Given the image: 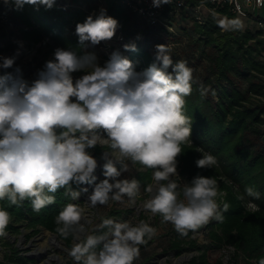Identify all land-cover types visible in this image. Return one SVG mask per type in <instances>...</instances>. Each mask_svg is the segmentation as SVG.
<instances>
[{"label":"clouds","instance_id":"obj_1","mask_svg":"<svg viewBox=\"0 0 264 264\" xmlns=\"http://www.w3.org/2000/svg\"><path fill=\"white\" fill-rule=\"evenodd\" d=\"M56 0H4L16 10L24 5L51 9ZM153 7L171 0H152ZM264 7V0H256ZM222 31L243 28L239 18L217 21ZM118 21L101 9L77 23L78 45L87 48L111 40ZM125 51H135V44H125ZM167 45H157L155 62L136 71L133 61L120 51H113L101 66L93 52L78 54L72 48H56L53 59L45 62L36 78L25 79L19 67L0 74V201L20 206L30 201L39 212L55 203L61 188L72 199L81 191L72 184L94 185L86 203L90 207L108 201L135 203L140 192L136 179H118L132 165L152 169L154 183L145 188L150 199L144 208L160 214L182 236L195 232L211 220L222 222L228 203L221 209L217 202L219 185L212 177L197 175L189 183H179L178 157L182 145L191 143L192 119L185 114V98L192 93L193 69L185 61L173 62ZM19 50L12 57L0 56V69L12 68ZM171 68V72H169ZM84 73L74 80L73 73ZM101 146L104 179L96 183L98 161L87 149ZM201 151L198 168H212L218 161ZM51 193L52 195H49ZM182 194V198H181ZM245 194L253 200L260 193L252 187ZM244 200L245 196L238 197ZM85 207L69 203L55 218L56 231L76 240L86 231L81 223ZM11 214L0 207V237L7 235ZM98 235H87L75 243L69 255L77 264H133L139 257V245L151 238L155 229L144 221L137 225L104 219ZM102 248L96 251L97 245ZM253 264H264V257Z\"/></svg>","mask_w":264,"mask_h":264},{"label":"trees","instance_id":"obj_2","mask_svg":"<svg viewBox=\"0 0 264 264\" xmlns=\"http://www.w3.org/2000/svg\"><path fill=\"white\" fill-rule=\"evenodd\" d=\"M95 0H56L51 9L43 5H24L16 10L10 3L0 6L2 11H10L14 21L25 25V37H29L34 46L42 38L48 37L59 42L64 48H72L78 54L94 52L89 45L81 48L75 34L77 23H83L91 8L96 7ZM107 15L118 21L130 44H135V51H128V59L133 61L136 71L147 69L155 58L149 48L167 45L173 62L185 61L193 69L192 93L185 98V114L192 119L191 143L182 145V154L178 157L177 172L180 178L190 182L195 176L214 178L220 192H224V203L230 208L223 213V221L211 220L202 226L208 238L205 245H200L196 238L180 235L171 230L166 251L180 254L187 248H196L199 253L184 264H223L221 255L214 257L213 251H220L225 243L237 248L235 263L241 255L246 264L264 257V37L256 28L236 31H222L212 16L200 22L191 12H184L182 17H191V26L180 25L182 33H174L172 28L179 21L173 13H168L167 24H149L128 10L123 0H107ZM226 12V11H225ZM228 12V11H227ZM180 16V17H181ZM236 18L234 15L232 17ZM31 46V47H32ZM5 49L0 48V56ZM92 50V51H88ZM171 72V68L168 70ZM216 157L218 163L212 168H198L196 160L201 158V150ZM100 148L97 150L99 154ZM135 178L140 188L153 183L152 169L142 165H133ZM221 169V170H220ZM238 186V188H236ZM252 187L260 193V199L246 196L245 189ZM80 186L72 184L73 190ZM236 188V189H235ZM49 195H52L49 193ZM244 195L245 199H238ZM55 203L39 212L33 210L30 201L25 200L20 206H9L8 201H0L11 214V221L6 230L18 232L20 227L32 229L31 235L46 229L58 234L68 246H72L73 236L62 237L56 228V216L64 206L72 203L65 189L55 194ZM254 202L256 209L247 207ZM124 210H112L122 214ZM110 213V214H111ZM144 217V216H143ZM155 220L164 222L160 214H154ZM5 230V231H6ZM107 231L99 228L97 234ZM30 235V236H31ZM147 241V237L145 238ZM0 237V244L3 243ZM188 242L189 245H186ZM96 251L100 250L97 245ZM8 264H29L30 259L17 255L13 249ZM135 261H133V264ZM69 264H74L70 262Z\"/></svg>","mask_w":264,"mask_h":264},{"label":"rangeland","instance_id":"obj_3","mask_svg":"<svg viewBox=\"0 0 264 264\" xmlns=\"http://www.w3.org/2000/svg\"><path fill=\"white\" fill-rule=\"evenodd\" d=\"M96 7L91 8L89 15H92L94 18L96 15L99 14L101 9H108V3L107 0H95ZM260 15L264 17V7L260 9ZM234 14L228 12H223L222 14H212L211 16L214 18V20H219L224 17H227L229 19H232ZM183 16V15H182ZM178 17V22L174 25L171 31L174 33H182L180 30V25H186L191 26L193 24V20L191 17ZM235 16V15H234ZM209 17V16H208ZM236 17V16H235ZM237 18V17H236ZM243 22V30L244 29H252L254 28L253 25L246 20H242ZM26 28V27H25ZM24 28V29H25ZM24 29L21 31L24 36L22 38H17L16 42H19L20 44H23L25 47L20 52V55L17 57L15 64L12 68L8 69V72H14L16 67H19L21 71L26 72L27 74L30 73H37L38 70L42 69L45 62L48 60L53 59L54 50L58 47L64 48L59 42L52 40L48 37L42 38V40L38 43H36L34 46L31 45L30 38L25 37ZM16 35V33H15ZM131 40L128 39L125 36L124 31L121 28H117L116 33L114 37L111 40L108 41H102L99 45L92 46L89 44V47L96 52V56L98 58V62L101 66L109 59L110 54L113 51H120L122 55H124L126 58H128V51H125L124 45L130 44ZM32 46V47H31ZM88 50V51H92ZM150 54L152 57L155 58L156 49L149 48ZM17 53H9V57L14 56ZM7 71V70H6ZM25 73V75H26ZM84 73L82 72H76L73 73L74 80L76 78H79ZM100 148L99 154H97V150ZM107 149L102 148L101 146L97 145L94 148L87 149L90 155L95 156L97 158H101L104 151ZM203 152L209 153L208 151ZM102 159V158H101ZM103 161V159H102ZM130 165V170L127 172H123L121 177L118 179H136L135 178V167L131 164V162H128ZM221 170V169H220ZM97 180L96 183H99L102 181L105 177L103 175V171H101V175L96 174ZM179 183H189L187 178H182L178 180ZM154 183V182H153ZM88 188V192H82L80 193V196L78 199H73V204L82 205L85 207V219H82L81 223L85 225L86 231L83 233H80V239L76 240L73 238L72 246H68L63 239L59 240L61 241L58 246L54 245V248H49L46 250V242L45 239L47 236H44L40 240L37 246L31 245L32 243H36V241L32 242L29 240L27 241V235L31 233V229H27L24 227L23 234L16 237L17 241L20 242L19 245L26 246L28 249L27 251H24L22 254L26 256L31 255L35 256L34 254L37 253L39 257H35L30 261L29 264H39L40 260H44L43 264H69L70 262H73L74 264H77V262L69 255V252L73 245L75 243L82 242L87 235H98L96 233V230L100 228V225L102 224L104 219H113L117 222H130L132 225L139 224L140 221H144L149 226L155 229V234L151 238H147L146 243L139 245V257L135 259L134 263L136 264H184L185 262L190 261V259L199 253L198 249L196 248H187L184 251H182L180 254L176 253L175 251H166V243L169 240V238L173 235L171 230H175L174 226L170 222H157L154 218V214H152L149 210L144 208V202L148 199H150L149 194L145 192V190L140 188L139 195L135 199V203H130L129 198L127 196H124L122 198V201L118 202L115 200H109L107 204L100 205L97 204L95 207H90L86 203L88 202V196L91 194L94 185H80V188L77 191H80L82 188ZM238 188V186H236ZM235 188V189H236ZM221 194L217 196V202L219 205L223 202V195L224 192H220ZM182 198V194H181ZM247 207L250 209H256V204L254 202H248ZM126 208H132V211L124 210L122 214L117 213H111L112 210H122ZM111 213V214H110ZM144 216V217H143ZM201 231V228L197 229L195 232H192L190 237L187 238H196L198 240V243L200 245H205L208 242V238L203 235L198 236V232ZM30 235V234H29ZM28 235V237H29ZM33 239L36 238L32 237ZM50 240L47 241L49 243ZM52 244V243H51ZM63 245V246H62ZM186 245H189L188 242H186ZM100 249L102 248V244L99 245ZM16 247H11V252ZM48 248V247H47ZM21 250V249H20ZM9 254V252L2 253L0 252V264H7V256L6 254ZM212 255L214 257H218L221 255V249L220 251H213ZM235 264H246L244 258L239 255L237 259V263Z\"/></svg>","mask_w":264,"mask_h":264},{"label":"built area","instance_id":"obj_4","mask_svg":"<svg viewBox=\"0 0 264 264\" xmlns=\"http://www.w3.org/2000/svg\"><path fill=\"white\" fill-rule=\"evenodd\" d=\"M123 3L128 10L138 17L144 19L149 24L161 23L166 25L169 19L168 13H173L175 18H178L184 12H191L192 15H195L200 22H204L206 17L211 16L212 14H222L225 11H230V13L234 14L237 18L249 21L254 28L261 30L262 37H264V17H262L259 12L262 7L257 6L256 0H171V3L163 4L158 8L153 7L152 0H123ZM9 4H5L4 0H0V6L3 5L5 7ZM24 27V24L13 20L10 11L0 10V48L5 49L3 54L4 57H9V53H15L18 50L21 52L24 49L25 46L23 44L19 45V42H16L18 37L22 38L24 36V34H22L23 32L21 33ZM6 70L0 69V74L8 72V69ZM22 73L24 78L28 79L29 81L36 78V73L27 74L24 71H22ZM93 157L98 161V167L94 174L101 175L104 161H102L100 157ZM23 230V226L20 227L18 232L6 230L7 235L3 237L4 242L0 244V252H9V254L7 253L6 255H11L13 252V250L11 252V247H16L15 249L17 251V255L28 257L30 261L32 259L35 261V257H39L36 256L38 254L35 253V256L27 254L26 256L23 255L22 253L28 249H25L27 248L25 245H19L20 242H18L16 239V237L23 234ZM29 234L31 235V233ZM197 234L198 236L203 235V230L201 229V231H199ZM28 235L26 240H30L31 243L36 241V243L31 244L35 246L38 245L40 240H43L42 238L44 236H47L44 241L46 242V250L49 248H54L53 244L47 243L51 235L60 238L57 233L46 229H41L31 236L29 235V237ZM35 236L36 238L33 239L32 237ZM220 249L223 264H234L235 255L237 253V248L235 245L231 243H225ZM7 259L8 264L9 258ZM43 262L44 260H40L39 264H43Z\"/></svg>","mask_w":264,"mask_h":264},{"label":"bare ground","instance_id":"obj_5","mask_svg":"<svg viewBox=\"0 0 264 264\" xmlns=\"http://www.w3.org/2000/svg\"><path fill=\"white\" fill-rule=\"evenodd\" d=\"M85 219V218H84ZM50 244L52 243V244H54V245H56V246H58V244L61 242L60 240H59V238H57V237H54L53 235H51V237H50ZM63 246V245H62Z\"/></svg>","mask_w":264,"mask_h":264}]
</instances>
